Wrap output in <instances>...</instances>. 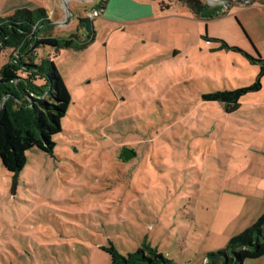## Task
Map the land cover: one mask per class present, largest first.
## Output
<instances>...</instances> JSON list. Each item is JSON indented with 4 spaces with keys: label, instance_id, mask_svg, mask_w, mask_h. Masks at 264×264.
<instances>
[{
    "label": "rangeland",
    "instance_id": "rangeland-1",
    "mask_svg": "<svg viewBox=\"0 0 264 264\" xmlns=\"http://www.w3.org/2000/svg\"><path fill=\"white\" fill-rule=\"evenodd\" d=\"M157 1L167 8L152 19L110 26L102 12L93 16L101 0H8L47 8L53 35L65 42L42 45L39 55L54 60L72 101L53 153L29 149L16 176L0 159V264H111L104 246L126 255L146 243L178 264H204L228 241L213 242L193 213L206 203L215 211L225 198L224 234L245 229L252 214L235 216L229 191L252 180L262 186L264 108L253 103L264 93L246 96L234 113L203 100L202 93L252 83L257 72L198 34L249 47L248 30L264 17L251 6L256 0H202L220 8L208 20L183 1ZM84 17L93 23L90 38ZM10 51L0 52V70ZM125 146L136 151L129 160L120 155ZM248 162L255 178L244 174ZM243 264H264V255Z\"/></svg>",
    "mask_w": 264,
    "mask_h": 264
},
{
    "label": "trees",
    "instance_id": "trees-1",
    "mask_svg": "<svg viewBox=\"0 0 264 264\" xmlns=\"http://www.w3.org/2000/svg\"><path fill=\"white\" fill-rule=\"evenodd\" d=\"M107 0H101L103 9ZM183 1L196 14L206 19L220 15L219 7H210L202 0ZM255 2V1H254ZM167 8L163 7L162 9ZM91 37L90 17L80 19ZM77 42V34L71 36ZM204 37L217 43L213 50H232L258 66L252 83L235 88L202 93L205 101H217L225 112H234L240 99L261 90L264 57L253 55L218 37ZM65 42L53 35V22L45 7H18L13 14L0 16V52L10 48V59L0 70V159L15 176L25 167L27 151L34 147L53 153L54 136L62 131L72 97L54 60L39 55V47L59 48ZM111 255V264H178L149 243L123 255L113 244L103 247ZM264 255V212L241 232L233 235L221 248L208 251L204 264H243L248 258Z\"/></svg>",
    "mask_w": 264,
    "mask_h": 264
},
{
    "label": "crops",
    "instance_id": "crops-1",
    "mask_svg": "<svg viewBox=\"0 0 264 264\" xmlns=\"http://www.w3.org/2000/svg\"><path fill=\"white\" fill-rule=\"evenodd\" d=\"M254 3H255V5H251V6L254 8H257L259 13H261L264 17V0L263 1L256 0ZM7 7L11 8L14 6L13 5L11 6L8 3V0H0V11L4 10ZM16 8H18V7L17 6L14 7V10ZM102 10H103L102 13L105 15V17H103V20L108 22V24L110 23V26H115V25H117V26L118 25L129 26V25H136L139 22L152 19L153 17H155L157 15V13L159 11H162V8L160 7L159 2L157 0H107L106 5ZM193 13H195V12L193 11ZM204 19H206V18H204ZM206 20H208V19H206ZM248 33L250 34V36L252 38V40H251L250 37L246 33L247 37L250 40L249 47L242 44V43H236V44H239L240 47L242 46L241 48L249 51L253 55H256L258 53L262 57H264V18H263V20H261L258 23V26L256 28L253 27V28H251V30H248ZM198 35L200 36L201 39H203L207 43L206 46H209L208 47L209 49H211L212 51H219V50H213V48L218 45L217 43H215V42L212 43L213 41L207 40L204 37V34H202V33H200ZM205 35H207V33ZM77 43H79V42L75 41L72 44L78 45ZM232 45H235V44H232ZM202 50H203L202 48H199L198 55H200ZM179 52L180 51L178 49L175 50V53H179ZM258 69H259L258 66L254 65V71L253 72H255V73L258 72ZM262 82H263V85H262L261 90H259L257 92H251V93L243 96L240 99V106L234 112H239V110H241L242 103H243L242 99L245 98L246 96L254 95L257 97V95H262V93H264V77L262 79ZM253 105L255 107H257L258 109L262 110L264 108V98L263 99H257L253 103ZM253 109H255V108H253ZM234 112H229V113H234ZM261 156H262V158H264V148L261 151ZM248 164H249V166L246 165L244 170H243V171H245L244 174H248L250 178H255L256 177L255 173L257 170H255V167L252 166L251 162H248ZM258 173L260 175L258 179L262 182V186H258L256 184V182H254L252 180V181H250V184H248L244 187L245 188L244 190L238 189L239 191H229V192H231L230 195H234L236 197L234 199L235 208L233 210L236 212L235 216H237L238 213L240 214L241 212L242 213L243 212H250L252 214L250 218L245 220V222L243 224L244 228H246L247 226L252 224L264 211V170H263V172L258 170ZM240 190H243V191H240ZM223 205L224 206L220 205L219 208L216 209L215 211L213 209H211L210 206L207 205V203L203 204L201 206L198 205L195 207V212L193 213V223H196L197 221H201L202 227H204L205 232H207V233L213 232V235H214L212 237L213 242L220 243L218 241V239H220V238H218L219 236H222V239L224 241H226V240L228 241L233 235L237 234V233H231L229 235L224 234V228L226 227L225 219L227 216L226 207H225L226 206V198L224 200ZM199 206L201 207L200 209H199ZM212 210L214 211L213 214L211 213ZM197 211H198V213H197ZM210 238H208V239H210ZM208 239H206V241ZM206 247H207V244L204 245V248H206ZM180 264H182V263H180Z\"/></svg>",
    "mask_w": 264,
    "mask_h": 264
},
{
    "label": "water",
    "instance_id": "water-1",
    "mask_svg": "<svg viewBox=\"0 0 264 264\" xmlns=\"http://www.w3.org/2000/svg\"><path fill=\"white\" fill-rule=\"evenodd\" d=\"M120 155L125 160H129V159L133 158L136 155V151L133 150L130 147L125 146V147L122 148V151H121Z\"/></svg>",
    "mask_w": 264,
    "mask_h": 264
},
{
    "label": "built area",
    "instance_id": "built-area-1",
    "mask_svg": "<svg viewBox=\"0 0 264 264\" xmlns=\"http://www.w3.org/2000/svg\"><path fill=\"white\" fill-rule=\"evenodd\" d=\"M101 12H102V10H95L93 12V16H98Z\"/></svg>",
    "mask_w": 264,
    "mask_h": 264
}]
</instances>
